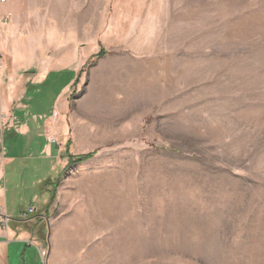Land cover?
Wrapping results in <instances>:
<instances>
[{
  "label": "rangeland",
  "instance_id": "1",
  "mask_svg": "<svg viewBox=\"0 0 264 264\" xmlns=\"http://www.w3.org/2000/svg\"><path fill=\"white\" fill-rule=\"evenodd\" d=\"M3 1L0 52L24 66L44 14L36 0ZM73 39L71 63L89 51L78 77L55 72L29 104L89 136L54 128L53 150L93 153L53 181L59 259L264 264V0H77ZM10 131L0 177L8 204L32 215L50 163Z\"/></svg>",
  "mask_w": 264,
  "mask_h": 264
},
{
  "label": "crops",
  "instance_id": "2",
  "mask_svg": "<svg viewBox=\"0 0 264 264\" xmlns=\"http://www.w3.org/2000/svg\"><path fill=\"white\" fill-rule=\"evenodd\" d=\"M2 2L4 1H0ZM36 3L44 14V21L40 25L39 38L42 39H39V42L41 45L35 48V54L25 60L24 66H20L16 65L15 54L12 50L4 49L0 52V92L2 96L0 101V137L2 138L0 170L4 164H10L13 160L12 153L5 156L2 143L4 131L10 129L12 136L17 133L27 136L29 138L26 145L28 151L38 152V156L50 163V168L46 171L49 172L47 173L49 176L43 177L44 180H50V184L32 182L38 185L33 195L41 204L38 211L32 215H25L17 211L13 204H8L7 182H3L0 177V264H64L63 259L60 260L55 253L59 249L55 247L51 239L54 227L46 212L50 211L53 204L47 207L52 192V183L58 179L66 167L68 158L63 146L53 150L52 144L44 143V139L48 134L50 138L53 137L54 128H57L60 140L89 139V136L85 134L86 130L79 129L76 123L69 127L68 133V126L64 122L57 121L53 125L47 117L41 118L29 110L32 93L40 90V86L52 83L54 75L64 70L69 69L72 73L71 78L78 77L89 55L88 51L79 63L70 62L73 47L69 44L75 41L73 37L77 36V0H36ZM30 21L37 22L35 18H31ZM6 34L7 26L0 21V49H2L1 43H5ZM34 37L35 41L38 40L37 36ZM60 43L62 47L59 46ZM72 81L61 90L58 96L62 95L64 90H68ZM53 118L51 117L52 122L56 120ZM61 190L57 188L56 198H60ZM2 217L4 220H1Z\"/></svg>",
  "mask_w": 264,
  "mask_h": 264
},
{
  "label": "trees",
  "instance_id": "3",
  "mask_svg": "<svg viewBox=\"0 0 264 264\" xmlns=\"http://www.w3.org/2000/svg\"><path fill=\"white\" fill-rule=\"evenodd\" d=\"M104 53H105V51L101 48V50L96 54V56H101ZM92 156H93V153H87V154L75 156L74 158H71L68 161V164L66 165V167L72 166L73 164H76V163H80V162L86 161V160L90 159ZM45 184L49 185L50 184V180H48ZM57 186H58V182H53L52 183V189H51L52 192H51V195H50V199L47 202V207H49L53 203V200L55 198V191H56Z\"/></svg>",
  "mask_w": 264,
  "mask_h": 264
},
{
  "label": "built area",
  "instance_id": "4",
  "mask_svg": "<svg viewBox=\"0 0 264 264\" xmlns=\"http://www.w3.org/2000/svg\"><path fill=\"white\" fill-rule=\"evenodd\" d=\"M54 115H55V113H54ZM51 139L54 140V137H51ZM1 141H2V138L0 137V142H1ZM0 216H1V214H0ZM1 220H4L3 217H2ZM44 254H45V253H44Z\"/></svg>",
  "mask_w": 264,
  "mask_h": 264
},
{
  "label": "bare ground",
  "instance_id": "5",
  "mask_svg": "<svg viewBox=\"0 0 264 264\" xmlns=\"http://www.w3.org/2000/svg\"><path fill=\"white\" fill-rule=\"evenodd\" d=\"M0 1H3V0H0Z\"/></svg>",
  "mask_w": 264,
  "mask_h": 264
}]
</instances>
